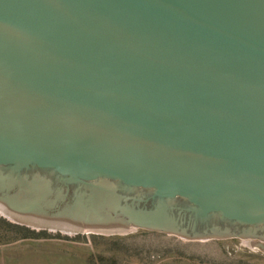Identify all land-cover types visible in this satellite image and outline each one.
I'll return each mask as SVG.
<instances>
[{"label":"water","instance_id":"water-1","mask_svg":"<svg viewBox=\"0 0 264 264\" xmlns=\"http://www.w3.org/2000/svg\"><path fill=\"white\" fill-rule=\"evenodd\" d=\"M0 184L87 233L264 227V0H0Z\"/></svg>","mask_w":264,"mask_h":264},{"label":"rangeland","instance_id":"rangeland-1","mask_svg":"<svg viewBox=\"0 0 264 264\" xmlns=\"http://www.w3.org/2000/svg\"><path fill=\"white\" fill-rule=\"evenodd\" d=\"M62 190L54 184L46 203L61 199ZM50 215L14 213L0 197V264H264V227L208 239L143 229L87 233Z\"/></svg>","mask_w":264,"mask_h":264},{"label":"bare ground","instance_id":"bare-ground-1","mask_svg":"<svg viewBox=\"0 0 264 264\" xmlns=\"http://www.w3.org/2000/svg\"><path fill=\"white\" fill-rule=\"evenodd\" d=\"M37 181H33L34 184L30 185L28 184L23 190L16 195L14 198V203L17 205V208L19 210H25V211H32V205H38L41 207H44L48 205L46 203V197H44L48 191L46 190L45 182L44 180H40V178ZM104 187H100L97 193H95L94 196V202L90 206L88 203H75L72 206H66L63 209H59V213L57 216L60 217H66L67 219L70 220H76V219H84L85 218L91 219V220H96L94 217H105L107 215V211H105V207L103 209H100V205L98 202V199L100 198H107L103 196L107 192L104 191ZM40 199V200H38ZM45 199V200H43ZM37 200V201H36ZM108 202V201H107ZM49 203V202H48ZM107 206V205H106ZM112 204H109V207L111 208ZM109 207L107 209H109ZM45 209L42 208V211ZM110 210V209H109ZM104 211V213H103Z\"/></svg>","mask_w":264,"mask_h":264}]
</instances>
